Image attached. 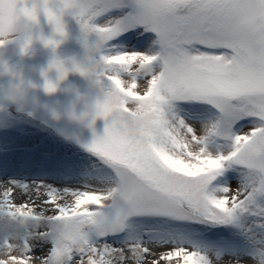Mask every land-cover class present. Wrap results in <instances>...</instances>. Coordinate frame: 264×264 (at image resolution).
Here are the masks:
<instances>
[{
	"label": "snow or ice",
	"instance_id": "snow-or-ice-1",
	"mask_svg": "<svg viewBox=\"0 0 264 264\" xmlns=\"http://www.w3.org/2000/svg\"><path fill=\"white\" fill-rule=\"evenodd\" d=\"M65 17L104 132L79 188L9 181L0 264H264V0H0V45L55 50Z\"/></svg>",
	"mask_w": 264,
	"mask_h": 264
},
{
	"label": "rangeland",
	"instance_id": "rangeland-1",
	"mask_svg": "<svg viewBox=\"0 0 264 264\" xmlns=\"http://www.w3.org/2000/svg\"><path fill=\"white\" fill-rule=\"evenodd\" d=\"M42 31L45 37L52 36L47 25ZM65 31L67 35L61 43L70 40L77 43L73 54L59 59L69 69L63 80H58L56 72L49 69L55 57L40 58L49 48L38 39H33L26 50L17 38L0 45V135H18L32 143L52 141L94 163L95 158L86 146L94 139V133L103 135L105 121L96 118L93 122L94 105L103 95L93 78L71 70L74 63L82 66L89 63L88 52L80 40L79 25L71 17H65ZM46 80L55 84V91H45ZM12 101L20 107L11 109ZM55 110L58 116L55 126L51 127L45 118ZM35 245L40 252L47 247L44 241H36Z\"/></svg>",
	"mask_w": 264,
	"mask_h": 264
},
{
	"label": "bare ground",
	"instance_id": "bare-ground-1",
	"mask_svg": "<svg viewBox=\"0 0 264 264\" xmlns=\"http://www.w3.org/2000/svg\"><path fill=\"white\" fill-rule=\"evenodd\" d=\"M1 138L0 199L3 198L4 192L11 187L9 181L28 183L30 190L32 183L79 188L78 182L83 179L87 168L93 163L92 160L89 163V160L79 152L60 147L52 141L41 140L32 143L18 135H3ZM80 190L91 189L80 188ZM43 191L41 189L40 198L33 204V199L24 195L23 189L15 188L12 191V202L16 205L35 206L37 211H40L41 202L47 199ZM34 195L32 193L33 197ZM59 202L63 203L64 201ZM69 202H71L70 199ZM33 250L40 252L36 247Z\"/></svg>",
	"mask_w": 264,
	"mask_h": 264
},
{
	"label": "trees",
	"instance_id": "trees-1",
	"mask_svg": "<svg viewBox=\"0 0 264 264\" xmlns=\"http://www.w3.org/2000/svg\"><path fill=\"white\" fill-rule=\"evenodd\" d=\"M77 41L73 42L72 40L70 41H67V42H64V43H61L58 45V47L55 49V51L53 52V50L51 48H49V50H47L46 54L45 55H42L40 54V58H43V57H55V58H64V57H67L71 54L74 53V50L76 49V44ZM39 58V59H40ZM19 104L16 103V101H12L11 104L9 105L11 109H14L13 106H17V107H20L18 106ZM58 116V111L55 110L53 112H51L46 118H45V121L48 125H50L51 127L52 126H55V121H56V118Z\"/></svg>",
	"mask_w": 264,
	"mask_h": 264
},
{
	"label": "clouds",
	"instance_id": "clouds-1",
	"mask_svg": "<svg viewBox=\"0 0 264 264\" xmlns=\"http://www.w3.org/2000/svg\"><path fill=\"white\" fill-rule=\"evenodd\" d=\"M57 47H58V46H57ZM57 47H56V48H57ZM47 48H49V47H47ZM51 49H52V48H51ZM52 50H53V49H52ZM54 51H55V50H53V52H54ZM56 59H57V58H56ZM50 63H51V62H50ZM49 65H50V64H49ZM49 69H50V70H54V71L56 72V74H57V77H58V73H57V71H56L55 68H50V67H49Z\"/></svg>",
	"mask_w": 264,
	"mask_h": 264
}]
</instances>
